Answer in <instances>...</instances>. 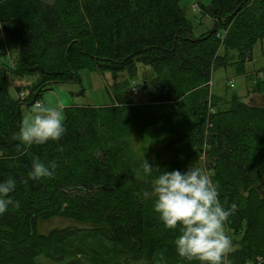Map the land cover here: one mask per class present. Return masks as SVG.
Segmentation results:
<instances>
[{"label": "trees", "instance_id": "obj_1", "mask_svg": "<svg viewBox=\"0 0 264 264\" xmlns=\"http://www.w3.org/2000/svg\"><path fill=\"white\" fill-rule=\"evenodd\" d=\"M197 7L211 23L194 35L179 0H0V56L12 46L14 72L31 81L16 85L14 98L0 68V182L15 180L19 204L0 215V264L38 256L47 264H199L178 256V228H165L143 196L157 175L143 172L144 158L161 172H184L192 154L219 185L221 204L236 205L225 227L239 245L228 260L264 264V106L235 93L219 106L208 95L228 52L243 64L264 38V0ZM137 63L152 73L148 102L170 108L160 117L126 120L118 106L128 95L107 90L108 104L63 107L60 140L29 147L16 139L20 107L51 84L79 83L81 70L134 75ZM253 89L264 94L263 77ZM34 158L55 161L54 177L30 179Z\"/></svg>", "mask_w": 264, "mask_h": 264}, {"label": "clouds", "instance_id": "obj_2", "mask_svg": "<svg viewBox=\"0 0 264 264\" xmlns=\"http://www.w3.org/2000/svg\"><path fill=\"white\" fill-rule=\"evenodd\" d=\"M63 106H49L37 101L16 134L21 143L32 146L48 141H58L65 134ZM57 164L45 165L39 158L32 161L29 178H53ZM143 172L157 173L151 191H145L146 199H154V211L159 214L165 228L176 230L174 245L179 257L199 264H231L228 255L233 241L226 232V223L236 205L225 208L219 199L217 183L199 166L190 165L186 171H163L149 164L145 158ZM16 188L13 178L0 182V215L9 205L19 207L11 198Z\"/></svg>", "mask_w": 264, "mask_h": 264}, {"label": "rangeland", "instance_id": "obj_3", "mask_svg": "<svg viewBox=\"0 0 264 264\" xmlns=\"http://www.w3.org/2000/svg\"><path fill=\"white\" fill-rule=\"evenodd\" d=\"M208 2L209 0H179V5L182 7L185 16L193 27L194 35H196L197 32L203 31L202 28H204V26H210L211 21L209 15L201 14L197 7L199 4L206 5ZM219 54H222V50L219 51ZM228 54H231V57L229 60L225 58L226 65L224 67L217 66L211 72L212 82L209 80L210 85L208 86V95H211L210 98L214 95L219 106H223L225 105L224 101L226 102V100L229 99L230 93H235L240 101H244L253 106H264V94L258 93L253 89L255 80L262 77L264 78V38L257 41L252 46L250 60L245 61L243 64L238 62V54H236V52L230 51ZM15 64L16 52L15 49L10 46L6 54L0 56V68L7 69L5 71L8 73L6 84H8V90L14 98L16 85L22 87L25 83L31 82L28 76L24 77V75L14 72L13 68ZM239 70L243 71L238 72ZM10 72L17 74H11ZM150 77H152L150 69L146 67V65H141L140 63L136 64L134 75L127 71H121L115 76H112L109 72H103L99 75L88 70H81L78 72L79 83L51 84L48 89L40 92L39 100L37 99L36 101H42L49 106L62 105L64 107L72 104L100 106L110 102L107 90H111L112 94L122 93L123 96L128 95L127 101H129V103L118 106L122 110L124 118H127L126 120L134 121L136 116L138 117L139 115L150 116L152 118L156 116L160 117L170 108L161 104H151L148 102L147 89L149 88L148 82L150 81ZM141 81L146 85L143 89L138 87ZM132 83L138 88L130 90V87L133 85ZM229 84L232 86H228ZM15 95L19 97L17 93H15ZM183 96L184 94L181 97ZM207 98L209 100V96H207ZM33 105L20 107L22 123L31 112ZM212 109L213 108L210 107V110ZM132 124H134V122ZM135 136L136 135L132 132L130 141L136 140ZM148 138L152 141L156 138V135L150 133ZM146 143L148 145L149 141L146 140ZM156 153L160 159L163 160L166 158V156H164L165 154H162V152L157 150ZM153 156L154 155L151 153V157ZM187 160L188 165L193 164L203 169L204 161L201 155L192 154L187 157ZM226 232L233 241V249H236L238 247L237 245H239V235H233L227 230ZM35 264L47 263L41 256H38L35 258Z\"/></svg>", "mask_w": 264, "mask_h": 264}, {"label": "built area", "instance_id": "obj_4", "mask_svg": "<svg viewBox=\"0 0 264 264\" xmlns=\"http://www.w3.org/2000/svg\"><path fill=\"white\" fill-rule=\"evenodd\" d=\"M230 86H231V84H230ZM131 90H135L134 86L131 87ZM35 103H36V102H35Z\"/></svg>", "mask_w": 264, "mask_h": 264}]
</instances>
